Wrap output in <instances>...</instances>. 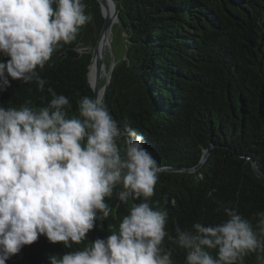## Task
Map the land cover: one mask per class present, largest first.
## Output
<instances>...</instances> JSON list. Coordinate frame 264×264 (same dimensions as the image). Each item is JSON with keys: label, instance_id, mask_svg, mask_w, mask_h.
Masks as SVG:
<instances>
[{"label": "trees", "instance_id": "trees-1", "mask_svg": "<svg viewBox=\"0 0 264 264\" xmlns=\"http://www.w3.org/2000/svg\"><path fill=\"white\" fill-rule=\"evenodd\" d=\"M118 3L96 146L99 2L0 0V264H264V0Z\"/></svg>", "mask_w": 264, "mask_h": 264}, {"label": "water", "instance_id": "water-1", "mask_svg": "<svg viewBox=\"0 0 264 264\" xmlns=\"http://www.w3.org/2000/svg\"><path fill=\"white\" fill-rule=\"evenodd\" d=\"M101 6L103 17H104V26L103 29L99 35L97 44L95 45V48L92 53V62L90 65V69L93 65H95V77L94 81L91 82V87L93 88L95 99H94V116L96 119V125H97V134L98 137H100L102 140L107 141V142H116L120 138L123 137L122 133H108L105 128L102 125L101 121V101L103 97L105 96L109 85L112 80V74L114 70V65H112L111 69L109 70L108 74V80L107 84L104 87V89H100V81L102 78V71L105 67V57L103 56V53L109 50L111 47V41L109 44H107V39L111 33V28L115 21L120 24L119 20V13H120V6L118 3V0H97ZM110 7L113 8V12L111 11ZM90 80V79H89ZM102 92V98L100 100L99 95ZM127 147H128V158H129V163L128 166H131L134 170H139V171H145L149 172L150 176L153 174L155 171L154 169H149L143 167L137 156V150L135 148V145L130 137L127 138ZM211 154V149H208L204 152V155L199 163V165L195 168L192 169H179V168H161V169H156L157 171H165L169 173H174V172H187V173H192L196 172L208 159V157ZM253 168L254 172L257 177L264 179V173L261 172L259 169L257 163L253 162Z\"/></svg>", "mask_w": 264, "mask_h": 264}, {"label": "rangeland", "instance_id": "rangeland-1", "mask_svg": "<svg viewBox=\"0 0 264 264\" xmlns=\"http://www.w3.org/2000/svg\"><path fill=\"white\" fill-rule=\"evenodd\" d=\"M107 40H108L107 44H109L111 41V47L109 48V50L103 53V55H105L104 61H105L106 69H104L102 72V78L100 81L101 90L104 89V87L107 84L109 70L111 69L112 65L118 66L124 59L126 53V42L123 33L121 31L120 25L116 21L111 28V33ZM93 75H94V68L91 72L92 78ZM99 139L100 140L98 143H96V146L98 145L102 146L101 141L104 140H102L100 137ZM110 143H114V142H110Z\"/></svg>", "mask_w": 264, "mask_h": 264}, {"label": "bare ground", "instance_id": "bare-ground-1", "mask_svg": "<svg viewBox=\"0 0 264 264\" xmlns=\"http://www.w3.org/2000/svg\"><path fill=\"white\" fill-rule=\"evenodd\" d=\"M110 9H111V11L113 12V8L110 7ZM92 53H93V52H92ZM103 56L105 57V55H103ZM93 68H94V75H93V78H92V76H91V72H92ZM104 69H106V68H104ZM104 69H103V70H104ZM102 72H103V71H102ZM94 77H95V65H93V66L91 67L90 71H89V79H90L91 82L94 81ZM99 98H100V100H101V98H102V92L100 93Z\"/></svg>", "mask_w": 264, "mask_h": 264}]
</instances>
